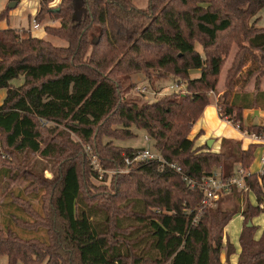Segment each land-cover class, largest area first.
Segmentation results:
<instances>
[{
	"label": "trees",
	"instance_id": "1",
	"mask_svg": "<svg viewBox=\"0 0 264 264\" xmlns=\"http://www.w3.org/2000/svg\"><path fill=\"white\" fill-rule=\"evenodd\" d=\"M50 2L42 1L35 19L58 21L46 32L65 46L0 29V91H6L1 142L19 155L39 154L58 165L51 180L25 171L32 190L47 188L49 195L42 213L21 196L12 199L27 218L11 213L0 227V256L8 264H231L236 249L228 238L224 245L225 229L241 214L237 264H264V230L256 238L253 224L264 214V172L247 173L245 193L234 188L204 211L202 189H192L157 161L127 166L139 149L115 144L143 130L152 151L194 181L215 171L224 178L239 167L248 171L260 145L244 150L241 141L223 138L216 152L197 146L191 134L234 44L238 51L219 115L243 133L264 134V126L246 125L243 116L245 110L264 111V27L253 21L264 0H150L149 10L138 9L134 0H61L56 9ZM8 17L1 11L0 24ZM135 74L153 87L172 78L186 92L153 102L128 97L137 87ZM20 78L23 83L15 86ZM254 79V91L244 92ZM83 144L105 170L125 172L100 180L91 164L83 165ZM9 177V170H0V183ZM89 179L112 191L91 193ZM227 202L232 206L225 208ZM40 229L44 238L20 233Z\"/></svg>",
	"mask_w": 264,
	"mask_h": 264
},
{
	"label": "rangeland",
	"instance_id": "2",
	"mask_svg": "<svg viewBox=\"0 0 264 264\" xmlns=\"http://www.w3.org/2000/svg\"><path fill=\"white\" fill-rule=\"evenodd\" d=\"M43 0H0V12L5 11L8 14V21H5V23H2L0 25L1 29L11 28L17 30V32L25 36L24 32H29L33 37L36 38H44L49 40L53 45L55 46H65L66 42L56 38L49 36L46 32L47 25L57 26L59 25V22L54 19H49L48 16L45 17L43 22H38L35 18L36 15L39 13L41 9V3ZM17 3V6L14 8H9L11 4ZM61 3V0H52V2L49 3V7L52 9H56L59 7ZM149 4L150 0H134V5L138 9L143 10H149ZM245 7L247 6L244 5ZM157 15V14H156ZM154 15L150 14V17L152 18ZM256 23L257 27H264V6H262L256 16L253 18ZM37 21L39 23L40 27L38 29L33 28L34 21ZM234 49H237L238 51V45H233ZM197 49L200 51L202 50L199 45H197ZM233 50V48H232ZM228 61V60H227ZM231 67L230 64L226 62L224 69ZM223 69V70H224ZM193 75H196L193 73ZM24 79L20 78L18 80L14 81L15 86H19L23 83ZM132 81L137 86H147L149 88V93L147 94H141L135 89L127 94L128 97L131 98H137L144 101L153 102L155 100L161 99L167 94H171L168 90L170 85L174 84L172 78H168L167 80H162L160 83L155 84L153 87L145 78L143 74H135L132 77ZM156 94H153V93ZM6 95V91L2 90L0 91V104H2L4 98ZM213 96V94L210 95V97ZM196 125V124H195ZM63 127H60L59 130H62ZM194 129V128H193ZM136 136L131 139L127 140H115V144L127 148H146L148 143L146 142V133L143 130H137L135 129ZM57 134V132H55ZM1 135H0V170L1 169H7L10 171V177L5 178L0 183V227L6 226L8 224V221L10 220V214H16L20 215L24 218H27L26 215L22 214L15 206V202H12V199H15V196H21L25 201L28 202V204H31L33 208H35L37 211L42 213V204L43 202H46V197L49 195V190L47 188H39L37 187L36 190L33 186L34 184H30L31 180L29 177H27L25 171H37L36 175L37 177H40L43 175L46 179H53V175L58 170V165L53 164L50 161L43 159L39 154H31L28 156L25 155H19L18 153H15L12 149H7L1 142ZM77 141H80L76 136L72 135ZM191 138H193V134H191ZM108 139H104V142H106ZM260 146L256 150L255 154V160L251 166L252 169H257L259 160L264 155V146L259 144ZM83 150L87 151L88 158H86L85 167L89 166L91 164V158L94 156L90 152L89 146L86 144H83ZM81 172H83V168L81 166ZM246 173H250V169L246 171ZM83 175V174H82ZM86 178H89V175H87ZM91 187L88 188L91 193H101L103 191H112L111 186L102 185L99 182H97L95 179H89ZM107 187V188H106ZM26 188L28 190H26ZM243 190V189H241ZM238 190V191H241ZM38 191V192H35ZM246 191L243 190V193ZM223 206L225 208L231 207L232 202L224 203ZM255 219L256 223L255 224ZM253 220V224L257 226V232L256 236H258V232L260 230V226L263 225L264 215H260L258 218H255ZM26 220H33L28 218ZM243 223L244 220L240 216H235L233 220L228 224L227 228L225 229V235L224 237V245L226 246L227 238L229 241L234 245L236 249V253L231 256L230 263L231 264H237L238 262V252L240 250V243L239 238L243 229ZM11 227L15 229V225L11 224ZM20 230V229H19ZM21 231V230H20ZM19 231V232H20ZM23 236L26 238H33V237H45V230L40 229L38 231L33 232H20ZM225 252L223 253V260H225ZM225 263V261H224ZM0 264H8V258L6 256H0ZM17 264H24L22 261H18Z\"/></svg>",
	"mask_w": 264,
	"mask_h": 264
},
{
	"label": "built area",
	"instance_id": "3",
	"mask_svg": "<svg viewBox=\"0 0 264 264\" xmlns=\"http://www.w3.org/2000/svg\"><path fill=\"white\" fill-rule=\"evenodd\" d=\"M33 28L38 29L40 27L39 23L35 20L33 23ZM136 91H138L141 94H147L149 93V88L147 86H137L135 88ZM170 93L173 92H181L185 93V86L184 85H178V84H172L168 88ZM153 94H156L155 92ZM213 94V92H212ZM229 122V121H228ZM230 123V122H229ZM238 128V127H237ZM248 139H250L255 144L259 145L261 144L264 146V134H256V133H243ZM146 142L148 143L146 148H141L137 150L132 157H129L126 159L127 166H130L134 163H140V162H150V161H157L161 165H168L171 169L175 170L178 174L182 176V179L184 182L187 183L189 187L196 188L199 187L204 192V200H203V210L209 208L216 207L218 201H220L221 198L226 197L227 195L231 194L234 188L241 190L246 189L244 177L247 175L243 169L240 167L238 168L237 172L229 178H224L219 171H215L212 174L202 178L200 181H194L193 179L189 178L188 175H186L182 168L178 166L177 164H171L167 163L159 154L154 153L151 149V142L152 139L149 136H146L145 138ZM261 163L263 165L264 172V155L261 157ZM91 166L93 170L99 175V179L102 180V178L106 174H116V173H122L125 172V170L121 171H107L103 168L97 157L94 155L91 158Z\"/></svg>",
	"mask_w": 264,
	"mask_h": 264
},
{
	"label": "crops",
	"instance_id": "4",
	"mask_svg": "<svg viewBox=\"0 0 264 264\" xmlns=\"http://www.w3.org/2000/svg\"><path fill=\"white\" fill-rule=\"evenodd\" d=\"M2 23H5V21H3ZM236 53H237V49H234L233 47V50L227 61V63L230 64V66L232 65V62L235 58ZM229 68L230 67L226 69L225 67V69L222 71L221 76H220L219 85L216 88V90L213 92V96H211V103L205 109V112L202 118L196 123L192 131L193 139H196L197 146L207 145V142L213 139L214 143L212 146V150L216 152L219 151L220 146H221V140L223 138L235 139V140L241 141L244 150L248 149L251 144H255L250 139H248L243 134V132H241L236 126H234L233 124L229 123L226 120H223L219 115L217 105L218 103H221L224 101V93L226 92L225 82H226L227 72ZM261 84H262L261 86L262 90H264V78L261 79ZM254 89H255V79L252 80L246 86V88L244 89V92L252 93ZM240 91H242L241 86H237L236 92H240ZM243 116H244V123L246 125L264 126V111L261 109L245 110L243 112ZM262 170H263V165L261 163V159L259 160L257 169L251 170V167H250V173H261ZM250 199L252 203L256 204V198L253 194H250ZM237 216L242 217L241 214L236 215V217ZM254 222L257 225L259 223V222L256 223V219ZM263 230H264V220H263V225L260 226V230L256 238H259L262 235ZM239 253H240V250L238 252V256H239ZM221 260L222 262L226 260V255H225V260H223V253L221 255Z\"/></svg>",
	"mask_w": 264,
	"mask_h": 264
},
{
	"label": "water",
	"instance_id": "5",
	"mask_svg": "<svg viewBox=\"0 0 264 264\" xmlns=\"http://www.w3.org/2000/svg\"><path fill=\"white\" fill-rule=\"evenodd\" d=\"M16 6H17V3H13V4L10 5L9 8L12 9V8H14V7H16ZM213 143H214V140L211 139V140H209V141L207 142V146H208L209 148H212ZM249 226H251V223L249 224Z\"/></svg>",
	"mask_w": 264,
	"mask_h": 264
}]
</instances>
